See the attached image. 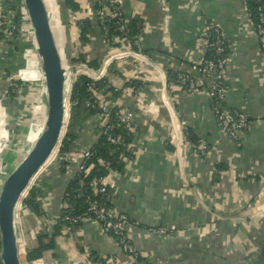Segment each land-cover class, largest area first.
<instances>
[{
  "label": "crops",
  "instance_id": "obj_1",
  "mask_svg": "<svg viewBox=\"0 0 264 264\" xmlns=\"http://www.w3.org/2000/svg\"><path fill=\"white\" fill-rule=\"evenodd\" d=\"M75 1L84 9L74 12L63 0H44L47 12L52 9L53 34L62 40L66 65L56 44L66 70L80 52L101 61L107 54L95 33L91 43L79 46L76 21L87 12V0ZM122 8L127 17L142 20L145 60L114 62L100 95L134 114L135 156L111 175V203L132 223L129 235L141 258L122 252L90 217L80 225H61L54 249L31 261L25 258L39 232H51L57 223L64 189L76 172L71 162L61 174L54 160L33 179L44 188V214L22 206L15 214L21 264H264V58L245 0H122ZM7 11L0 0L1 30ZM208 21L223 31L231 53L225 103L250 119L236 141L220 131L204 92L175 89L168 76L170 70L197 76L199 37ZM12 40L21 47L22 39L0 37V169L6 173L31 148L45 120L42 100L34 96L41 88L34 56L25 57L28 47L16 50ZM13 80L17 86L11 95ZM131 85L141 87V93L131 91ZM34 100L39 110L33 115ZM95 121L89 117L77 132L74 155L95 140ZM201 143L208 146L204 154L198 151ZM150 225L174 231L149 234L142 226Z\"/></svg>",
  "mask_w": 264,
  "mask_h": 264
},
{
  "label": "built area",
  "instance_id": "obj_2",
  "mask_svg": "<svg viewBox=\"0 0 264 264\" xmlns=\"http://www.w3.org/2000/svg\"><path fill=\"white\" fill-rule=\"evenodd\" d=\"M258 1L264 3V0ZM86 3V13L90 14L96 20L98 31L102 36L103 46L107 50V54L101 61L100 67L97 70H90V68L84 63H81L78 66V72L86 74L91 79V81L87 83V90L92 100L88 101L86 104L92 108H97V111L93 116L96 120H98V123L102 128L101 132L106 134L108 142L116 146L125 145L124 140L120 138V136L110 133L112 126L106 124L107 118L109 116V110L114 106H119L120 109L117 112L118 119L121 123L125 124L129 128L132 126L134 114L131 110L123 108L118 104L101 100L102 97L100 95V91L96 89L95 81L104 78L107 79L108 66L111 63L126 62L128 59H131L135 62L145 60V53L143 51L141 42L143 30L133 39H130L126 36V23L129 17L124 14L122 0H87ZM95 5L97 6L95 7ZM18 6L20 7V4H18ZM6 7L8 10V17L6 16L3 22L6 23L7 19V28L3 29L2 31L6 33V36H12L14 34L17 39L31 41V44H29L27 47L30 48L34 46L36 48L33 38V29L29 22L26 10L22 9L20 12L19 21L17 23L14 20L16 16V10H9L7 5ZM21 7L24 8V5ZM257 10L259 21L255 26L252 24V27L257 35L260 51L264 58V4L260 5ZM112 19L116 25L115 29L117 32H119V34L109 36L108 29L105 28L103 24L104 22L107 23ZM212 32H214V34H212ZM223 37V31L216 24L211 21L206 22L199 37L201 57L197 63V66H194V68L198 71L197 76H192L188 70H178L177 76L173 80V86L175 89L177 88L178 90L187 93L197 91L204 92L210 100V105L220 131L228 139L236 141L239 139L241 133L249 127L250 119L244 112L235 108H231L225 103L228 88L225 80V70L229 58L221 57L213 60L205 57V51L209 46L213 47L216 54L224 51V47L222 45ZM92 39H94L93 35ZM69 90L70 84L68 87H66V101ZM130 90L138 94L141 93V87L137 85H131ZM38 110L39 106L35 102V105H32L33 115L34 111L38 112ZM127 147L134 149L133 153L135 156V148L133 144L127 143ZM207 147L208 146L206 143H201L198 145V151L201 154H204ZM56 149L57 150L54 153V160L60 157L58 154V146ZM89 156V147H86L76 155H74L72 152L67 154L66 158L70 163L73 162L76 164V170L85 171L86 162ZM133 158L134 157H129L125 160H131ZM101 164L107 169V174L101 176V178L98 180L91 181L90 183L93 192L96 195L100 194L101 196L96 198H93L90 195L86 196V214H89L90 218L94 220L100 229L116 242L122 252L132 256L133 258H137L139 253L135 250L129 235L128 227L130 224L128 223L127 215L122 211L116 210L112 204H106L107 202H111L113 196L110 177L113 173L118 171H113L110 168V163L108 161L103 160ZM6 174L7 173L5 171L0 169V183ZM21 208L22 207L19 202L16 206L15 214L17 211H20ZM64 218L66 220L72 221L73 223H79L82 222L84 217L82 215H66ZM142 229L149 234L158 236H167L174 231L172 227L166 225H150L145 226ZM22 245H24V243H22ZM0 264H2L1 260Z\"/></svg>",
  "mask_w": 264,
  "mask_h": 264
},
{
  "label": "trees",
  "instance_id": "obj_3",
  "mask_svg": "<svg viewBox=\"0 0 264 264\" xmlns=\"http://www.w3.org/2000/svg\"><path fill=\"white\" fill-rule=\"evenodd\" d=\"M64 6L70 9V11H81L84 9L82 5H80L75 0H63ZM5 4L8 6L9 10H16V16L14 20L18 23L20 12L25 8L23 6L22 0H5ZM20 4V7L18 6ZM261 1L258 0H245V11L248 15L249 19L253 26H255L259 21L258 10L257 8L262 5ZM97 5H95L96 7ZM94 8V7H93ZM1 24L2 30L6 29L4 25ZM76 25H78V42L79 46H84L87 43H91L92 35L95 33V38L102 39L101 33L98 31L96 20L90 15L84 12L80 19L76 21ZM105 28L108 29V35L112 36L115 34H119L117 32L116 25L114 20H110L109 22H104L103 24ZM5 27V28H4ZM103 29V28H102ZM0 28V37H6V33L2 31ZM143 30V24L140 17H129L126 23V36L130 39H133L136 35L141 33ZM214 34V32H212ZM12 37L16 38L13 34ZM94 41V40H93ZM16 43L12 40V45ZM21 49L25 46L31 44V41H20ZM118 44V43H117ZM222 45L224 47V51L216 54L213 47L209 46L205 51V57L216 60L221 57H230L229 44L226 39L223 37ZM16 50L19 49L17 45H14ZM70 62L72 64L84 63L86 66L97 70L100 67L101 59L98 56H94L93 58L86 57L81 52L77 57L72 56L70 58ZM114 63H111L108 66V71H115ZM73 69H75L73 67ZM76 72V70H75ZM178 71L170 70L168 71V76L171 80L176 78ZM91 79L83 73H77L70 84V90L67 96L68 101V118L65 126V132L60 139L58 146V154L59 158L56 159L58 163V170L61 174H65L67 172V166L70 164L69 160L66 158L67 154H70L76 146V139L78 135V131L81 127H83V123L89 117H92L96 113L97 108H92L88 106L86 103L91 99L90 94L87 90V83L90 82ZM96 89L98 91L103 90L108 82L106 79H100L95 81ZM17 86V81L12 82V85L9 87V93L12 95L15 93V87ZM119 91L113 90V95L117 96ZM119 106H114L109 110V116L107 118V123L112 126L110 133L117 134L122 138L125 142V145H113L110 144L106 138V134L101 132V126L98 123V120L95 121V130L97 132V136L95 140L89 146L90 156L86 162L85 171L76 170L74 175L68 180L66 187L64 189L62 195V203L63 205L60 207L58 212L57 223L52 227L51 232L41 231L37 235V244L36 247L26 249L25 258L28 261L37 259L43 255V253L47 250L55 248V240L56 236L59 234L61 229V225L68 226H76L80 225L79 223H73L70 220H66L64 217L66 215H82L83 217H90L89 214H86L87 211V203L86 196L90 195L91 197H100L101 195H96L93 192L91 187V181L98 180L101 176L107 174V169L103 167L101 162L103 160L108 161L110 163V168L113 171H123L125 168L126 158L134 157V149L127 147V143H132L134 136V123H132L131 128L127 127L125 124L121 123L118 119L117 112L119 111ZM66 118V117H65ZM63 132V131H62ZM44 188L40 185H37L35 181H33L26 193L20 200V204L22 207L29 209L31 212L43 215V203L41 201V197L44 196ZM108 204H112L111 202H107ZM128 223L130 224L131 222ZM132 224V223H131ZM145 227V226H142ZM137 258H141L138 254Z\"/></svg>",
  "mask_w": 264,
  "mask_h": 264
},
{
  "label": "water",
  "instance_id": "obj_4",
  "mask_svg": "<svg viewBox=\"0 0 264 264\" xmlns=\"http://www.w3.org/2000/svg\"><path fill=\"white\" fill-rule=\"evenodd\" d=\"M33 29L36 52L42 71L44 92L41 100L45 120L41 132L19 163L0 183V260L21 264L14 227L15 209L29 185L57 148L62 137L66 110V69L51 28L44 0H22Z\"/></svg>",
  "mask_w": 264,
  "mask_h": 264
},
{
  "label": "rangeland",
  "instance_id": "obj_5",
  "mask_svg": "<svg viewBox=\"0 0 264 264\" xmlns=\"http://www.w3.org/2000/svg\"><path fill=\"white\" fill-rule=\"evenodd\" d=\"M55 34V41H57V43H58V47H59V50H60V52H61V58H62V61H63V64L64 65H66V56L64 57L63 55H62V51H61V47H62V40H61V43H60V39H59V36H58V34L57 33H54ZM66 52V51H65ZM30 55H32V56H34V60H35V62H36V68L38 69V72H39V75H38V78L39 79H37V80H39V82H40V85H41V88L40 89H38L37 90V92H36V95H34L35 96V99L36 100H41V95H42V93L44 92V85H43V77H42V72H41V69H40V62H39V57H38V54H37V52H36V48L33 46V47H30V48H28V50H26V52H25V57H29ZM80 64H77V65H74V68L75 69H73V67L71 66L70 67V69H67L66 70V81H65V89H66V87H68V85L70 84V82H71V80H72V78H73V72L75 71V70H77L78 69V66H79ZM35 76V75H34ZM36 100H34V102L32 103V105L34 106L35 105V102H36ZM66 102V110L68 109V106H67V101H65ZM68 113V112H67ZM67 118H68V114H67V116H66V120H65V122H64V128H63V132H62V136H63V134H64V132H65V126H66V122H67ZM59 146V145H58ZM57 150V149H56ZM54 156L50 159V161H48L47 163H49V162H53L54 161ZM46 163V164H47ZM36 178V177H35ZM34 178V179H35ZM34 181V180H33ZM32 181V182H33ZM30 186V185H29ZM29 188V187H28Z\"/></svg>",
  "mask_w": 264,
  "mask_h": 264
},
{
  "label": "bare ground",
  "instance_id": "obj_6",
  "mask_svg": "<svg viewBox=\"0 0 264 264\" xmlns=\"http://www.w3.org/2000/svg\"><path fill=\"white\" fill-rule=\"evenodd\" d=\"M50 8V7H49ZM48 16H49V18H51V16H52V9L50 8L49 10H48ZM42 72V71H41ZM67 116V115H66ZM55 151H56V148L54 149V151L52 152V154L51 155H53L54 156V153H55ZM49 160V159H48ZM47 160V161H48ZM47 163V162H46Z\"/></svg>",
  "mask_w": 264,
  "mask_h": 264
}]
</instances>
